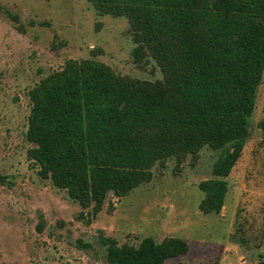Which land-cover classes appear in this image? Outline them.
Instances as JSON below:
<instances>
[{
  "label": "trees",
  "instance_id": "1",
  "mask_svg": "<svg viewBox=\"0 0 264 264\" xmlns=\"http://www.w3.org/2000/svg\"><path fill=\"white\" fill-rule=\"evenodd\" d=\"M89 2L100 15L128 19L135 61L153 58L163 79L122 76L94 59L66 60L29 90L28 157L42 178L95 215L110 194L122 197L151 181L157 163L173 157L180 171L203 147L229 146L214 176L199 183L200 211L220 213L263 78L264 0ZM258 125L264 133V119ZM101 241L110 264H165L189 251L176 236H146L138 245L106 235Z\"/></svg>",
  "mask_w": 264,
  "mask_h": 264
},
{
  "label": "rangeland",
  "instance_id": "2",
  "mask_svg": "<svg viewBox=\"0 0 264 264\" xmlns=\"http://www.w3.org/2000/svg\"><path fill=\"white\" fill-rule=\"evenodd\" d=\"M135 47L128 19L100 15L89 0H0V264H110L101 235L132 245L146 236L185 239L189 251L165 264H255L264 256V73L220 213L200 211L199 183L214 176L229 146L203 147L180 171L173 157L157 163L151 181L110 194L95 215L28 157L29 90L71 58L163 79L153 58L135 61Z\"/></svg>",
  "mask_w": 264,
  "mask_h": 264
}]
</instances>
